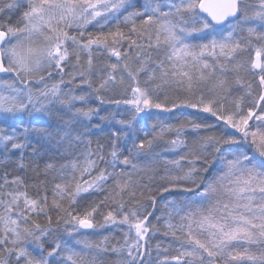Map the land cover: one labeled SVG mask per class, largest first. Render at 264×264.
Here are the masks:
<instances>
[{
  "label": "snow or ice",
  "instance_id": "6c2138e0",
  "mask_svg": "<svg viewBox=\"0 0 264 264\" xmlns=\"http://www.w3.org/2000/svg\"><path fill=\"white\" fill-rule=\"evenodd\" d=\"M24 2L26 9L15 23L10 18L0 22V74L12 77L0 79V124L8 125L0 127V149L19 151L18 167L25 168L29 133L48 138L53 133L34 126L18 130L9 121L14 123L24 113L47 115L58 105L70 116L60 117L65 130L55 132L61 155H71L79 145L84 151L83 160L71 159L59 166L44 163L45 175L54 172V179L58 178L52 186V206L58 213L55 225L48 214L47 195L30 196L23 177L9 179L5 173L0 183V264H61V260L64 264H153L152 250L146 245L150 234L160 231L161 219L163 235L179 246L161 249L157 243L156 264H264V250L259 254L250 250L252 245H264V92L246 111L244 95L235 94L240 89L252 94L244 76L249 72H259L264 88V31L241 27L259 21L264 28V0H258L252 12L247 0H140L139 6L136 0H0V14L13 12ZM90 26L99 30L88 31ZM192 39L201 42H189ZM94 49H103L116 62L98 65ZM251 49L254 59L247 63L238 59ZM73 58V71L65 80V67ZM53 72L60 79L49 84ZM66 84L72 87L64 92ZM83 86L101 103L128 111L127 119H117L116 111L100 117L121 128L111 133L110 159L104 145L97 142L92 148L87 130L73 134V124L90 122L98 115V109L87 106L89 93L75 94L74 89ZM117 87L120 99L101 95ZM77 102L85 106L75 107ZM181 106L210 114L215 122L153 121L152 132L133 140L123 155L118 143L127 135L123 129L134 132L141 114L171 113ZM221 124L223 131L216 134L213 129ZM188 130L209 134L196 135L189 143L184 135ZM158 142L174 153L187 151L177 159L153 157L141 165L138 158L148 156ZM37 154L33 146L32 155ZM101 163L107 167H99ZM157 163L164 165L159 177L163 186L152 188ZM38 168L35 165L33 170ZM109 179L113 187L102 200L76 207L81 199L102 191ZM145 179L147 183H142ZM46 183L40 182L45 192ZM173 192L180 198L167 200L157 223H151L157 195ZM108 205L115 207L101 213ZM98 213L102 223L95 218ZM40 215L46 217V225L33 219ZM174 218L179 222L174 223ZM61 223L69 235L117 226L123 239L112 243L115 237L106 235L97 241L77 240L80 250L56 240L46 255L33 256L28 245L43 251V239ZM241 243L247 245L242 251L237 247ZM173 250L176 255H168ZM100 255L116 259L102 261Z\"/></svg>",
  "mask_w": 264,
  "mask_h": 264
},
{
  "label": "trees",
  "instance_id": "16d2710c",
  "mask_svg": "<svg viewBox=\"0 0 264 264\" xmlns=\"http://www.w3.org/2000/svg\"><path fill=\"white\" fill-rule=\"evenodd\" d=\"M137 6H139L140 0H136ZM247 3L250 5L248 11L252 12L255 10V6L258 4V0H247ZM26 9V2L21 3L20 7L13 11V12H5L3 14H0V22H8L9 18L12 23H15V21L20 16L21 12ZM122 18V17H121ZM113 25L110 24L108 27H112ZM249 26L257 27L258 30L264 31V28H260V22L255 21L251 24H245L241 25L243 28H247ZM88 31H97L99 30L96 27L90 26ZM104 31H107V27L103 29ZM239 35H247L246 32H239ZM210 39V37L206 38ZM189 42L191 43H199L201 42L199 39H192ZM254 44L259 46L260 42L253 41ZM124 48H127V45H124ZM95 59L96 63L98 65H102L105 61H109L112 63L116 62L115 57H110L107 52H105L103 49H94ZM255 54V50L251 49L246 51V53H243L241 56L238 57V59L244 61V62H250L253 59V56ZM155 58V54H154ZM74 63V58L70 60L69 65L65 67V80H67V73L73 71L71 64ZM259 72L253 74V73H245V80L246 82L251 83L252 85V94L247 95L244 89H240L236 95H244V109L247 110L248 107H254V101L258 99L261 92H264V88H262L259 84ZM0 79L9 80L12 79L11 76H4L0 77ZM60 79V74L58 72H53L51 80L47 81L49 84L55 81H58ZM143 79V77H142ZM78 83V81H77ZM34 88L36 87H42V85H33ZM63 91L67 92L69 87H72L70 85H64ZM76 95H80L82 92L89 93V98L87 100V106L93 107L98 109V115H94L90 122L85 121L83 124L75 123L72 125L73 134L76 133H84L87 130V136L92 140V148L95 149L97 142L105 146V156L107 157V152L109 151L110 147V141L112 139L111 133L113 131H120L121 128L119 125L115 124V121H101V116H106L108 113L116 111L118 113L117 119H127L128 118V111L121 106L119 109H117L114 105H110L107 103H101L94 93L91 92V89H89L87 86H83V88H75L74 89ZM120 91L121 89L119 87L113 89L110 92H104L101 93V95H104L106 99H120ZM175 94V93H174ZM85 105L77 102L75 104V107H84ZM257 112H259V109H255ZM60 117H63V119H69L70 116L66 113V110L61 108L60 106L56 105L53 106L51 112L47 115L38 113L34 114L33 116H29L27 113L21 114L20 118L15 120L13 123L12 121H9V124L11 126L16 127L18 130L21 127H36V128H47L49 132L53 133L52 138L48 137H41L35 133H29V147L24 150V163L26 165L25 168L21 169L18 167L20 152L19 151H12L10 153H5L2 149H0V183H2V178L7 173L8 178L12 179L14 176H21L24 178L25 184L27 185V191L30 196L32 197H40L43 195H47L48 197V214L52 216L53 224H56V216L57 211L52 206V199H53V193H52V186L54 183L58 182V178L54 179L56 176V173L49 172L47 175H45L43 171L44 163L46 161H52L59 166L62 163H65L67 160L71 159H80L83 160L82 152L84 151V146L79 145L71 155H61L63 152V149L58 147L57 145V139L58 137L55 136V132L57 130H65L62 126V120ZM185 119H194L197 122H206V123H214V118L210 116V114L207 113H200L199 110L196 109H190L186 106H181L178 109H174L171 113L163 112L162 110H153L151 115H145L141 114L140 117L137 118V122L135 124V131H131L128 129H123L124 132H127L126 136H123L121 140L118 142L119 146L123 152V155H127V149L131 146L133 140H136L137 142L139 139L144 138V132H152L151 124L153 121H160L164 124H177ZM251 123V122H250ZM94 125H100L99 128L93 127ZM0 127L7 128L8 125L0 124ZM213 131L216 134H221L223 131V125L216 127L213 129ZM234 130L229 131L227 134H233ZM209 133L200 132L198 134H194L191 130H188L185 132V136L187 137L189 143L195 138L196 135H207ZM35 146L38 149V154L33 156L32 155V148ZM10 147V146H9ZM248 150V149H246ZM183 151H187V149H184ZM183 151H177L172 152L169 150L168 146L164 142H158L154 145L151 153L148 156H141L138 158V162L141 165L148 164L152 160L153 157H155L157 160L162 159H177L179 155L183 154ZM250 151V150H249ZM110 159V157H107ZM122 158V157H121ZM35 165H39V168L34 171L33 168ZM155 168H157V172L155 173L156 179L152 181L150 184V187L157 188L163 186V182L159 180V177L164 174V165L162 163H157L153 165ZM99 167L104 168L107 167L106 164L101 163ZM213 167L215 168L216 165L214 164ZM116 171L120 170V167L118 166ZM127 170V169H126ZM108 171H113L112 168L108 167ZM95 175V172L93 173ZM87 179V177H85ZM41 181H46V185L44 187L47 188V191L45 192L44 189L40 186ZM142 183H147V180H143ZM11 187V186H10ZM113 187V180L109 179L107 183L103 186L102 191L94 192L92 195L87 196L84 199H81L76 207L78 209H82L84 206L87 205L90 201H97L99 202L104 198L105 195L108 194L109 189ZM147 195V192L145 193ZM179 199L180 197L176 192H173L171 195L165 193L163 196L157 195V204H156V210L154 212V215L150 217L151 223H157L156 217L162 215V206L163 204L170 199ZM115 205H108L105 207H102L100 209V212H106L109 210V208H114ZM148 210L152 211L151 204H148ZM96 220L100 223L103 222L102 215L99 213L96 215ZM33 219H35L38 223L41 225L47 224V219L45 216H33ZM174 223H178L179 219L174 218ZM164 219H161L158 222V227H160V231L155 233L154 235L149 236L148 243L146 245V248H150L152 250V261L153 264H156L157 261V253H156V245L159 243L161 245V249L168 246L169 244L172 245V248L175 249L179 245L176 244L171 237H165L163 235V225ZM124 231H127L126 226H122ZM111 235L115 237L111 242L115 243L116 240L123 239L121 228L113 225H107L104 228H98L95 230H89V231H81L78 233H73L72 235H69L68 232L65 231V227L63 223H61L57 230L53 233H51L49 236L43 239V251L39 249V247L35 244H29L28 245V251L35 257L40 258L42 255H46L48 251L51 250V248L54 246V241L58 240L62 244H67L69 247H74L76 250H80L81 246L76 245L77 240L82 239H88L91 241H97L101 237ZM11 245H9L10 247ZM253 247L250 249L253 252H256L259 254L261 250H264V245H252ZM168 255H176V252L170 251ZM14 259V257H13ZM51 259V258H50ZM99 259L102 261H113L116 259L114 255H100ZM21 264H23V261H21ZM61 264H64V261L61 260ZM217 264H222L221 261H217ZM242 264H248V262H242Z\"/></svg>",
  "mask_w": 264,
  "mask_h": 264
},
{
  "label": "rangeland",
  "instance_id": "374dc122",
  "mask_svg": "<svg viewBox=\"0 0 264 264\" xmlns=\"http://www.w3.org/2000/svg\"><path fill=\"white\" fill-rule=\"evenodd\" d=\"M244 53H246V51L244 52ZM252 123V122H251ZM245 246H247V245H245V244H243V243H241L240 245H238L237 247L239 248V250H243V248L245 247ZM253 246H251V248H252Z\"/></svg>",
  "mask_w": 264,
  "mask_h": 264
},
{
  "label": "water",
  "instance_id": "95a60500",
  "mask_svg": "<svg viewBox=\"0 0 264 264\" xmlns=\"http://www.w3.org/2000/svg\"><path fill=\"white\" fill-rule=\"evenodd\" d=\"M255 58V54H254V56H253V59ZM258 72V71H257ZM0 76H5L4 74H0ZM82 231H89V230H83L82 229Z\"/></svg>",
  "mask_w": 264,
  "mask_h": 264
},
{
  "label": "bare ground",
  "instance_id": "6f19581e",
  "mask_svg": "<svg viewBox=\"0 0 264 264\" xmlns=\"http://www.w3.org/2000/svg\"><path fill=\"white\" fill-rule=\"evenodd\" d=\"M6 76V75H5ZM0 77H4V76H0Z\"/></svg>",
  "mask_w": 264,
  "mask_h": 264
}]
</instances>
